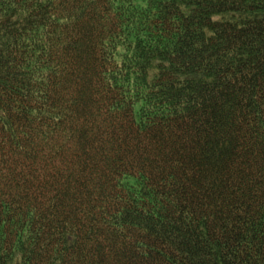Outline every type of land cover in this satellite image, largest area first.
<instances>
[{"label": "trees", "instance_id": "16d2710c", "mask_svg": "<svg viewBox=\"0 0 264 264\" xmlns=\"http://www.w3.org/2000/svg\"><path fill=\"white\" fill-rule=\"evenodd\" d=\"M0 264H264V0H0Z\"/></svg>", "mask_w": 264, "mask_h": 264}]
</instances>
